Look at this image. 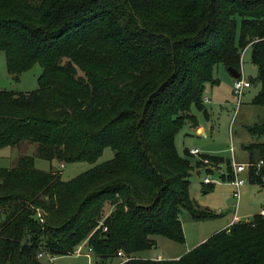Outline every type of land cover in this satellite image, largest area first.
Instances as JSON below:
<instances>
[{"label": "trees", "instance_id": "16d2710c", "mask_svg": "<svg viewBox=\"0 0 264 264\" xmlns=\"http://www.w3.org/2000/svg\"><path fill=\"white\" fill-rule=\"evenodd\" d=\"M247 47L257 70L249 81L260 85L252 105L264 112V0H0L8 73L16 82L42 69L36 91L0 92V148L27 142L38 158L61 163L113 153L68 181L37 170L29 156L0 169V264H42L39 252L71 255L84 241L101 264L118 251L130 258L123 264H264L261 215L177 260L135 257L156 246L153 236L184 244L182 210L193 220L215 217L191 199L196 165L174 139L187 122L196 125L193 107L206 114L217 66L241 77ZM248 132L249 162L263 161L248 182L264 188V117ZM207 158L224 167L222 180L233 178L231 162Z\"/></svg>", "mask_w": 264, "mask_h": 264}, {"label": "rangeland", "instance_id": "374dc122", "mask_svg": "<svg viewBox=\"0 0 264 264\" xmlns=\"http://www.w3.org/2000/svg\"><path fill=\"white\" fill-rule=\"evenodd\" d=\"M41 73V67L36 64L21 73L16 82L13 81V77L7 71L5 53L0 51V92L30 93L36 91ZM256 76L257 70L251 62V49L247 47L241 55V79L249 81L256 78ZM214 78L218 83L212 88L208 85L206 92L211 104H203L204 111L208 114L207 119L203 111L195 107L191 110L195 121L204 126L205 134L196 135L190 127L184 125L177 132L174 144L179 156L187 157L190 161H195V158L189 156L188 151L191 149L199 151L200 156L197 157V162L200 165L197 166L196 162L197 167L195 166V169H202L204 174L198 177L195 173H191L190 196L199 210L207 211L215 217L206 220H193L185 210H182L180 221L184 233V244H178L160 236H153L152 238L157 244L153 249L143 252L142 255L145 257L155 256L158 253L164 257H171L181 254L186 249L189 252L219 232L220 228L231 220L235 210L240 219L239 222H250L255 215L264 210V188L249 183L246 180L249 173L242 175L246 182L242 187L240 199L236 202L231 197L233 187L225 178L223 180L221 178V175L224 174L225 176L228 173L225 172L221 164L212 162L207 158L215 157L223 161H234L236 163L249 162V154L245 147L251 142H255V139L249 134L248 128L259 122L263 113V109L252 105V100L258 94L260 85L257 82H252L253 86L243 92L240 104L237 106V98L233 94L234 80L231 81L230 75L224 66L219 65L215 68ZM112 155V151L107 148L95 163L47 161L36 156L35 144L24 142L16 147L0 148V169H11L20 157L29 156L34 158V167L37 170L50 171L52 169L54 172L59 173L61 180L68 181L92 167L110 160ZM204 159L209 160V163L205 164ZM206 174H209V180L212 182L213 187L207 193H202L203 179ZM111 210L112 208L109 205L104 207V215L99 220V225ZM218 229L219 231H216ZM204 237L207 238L195 245ZM86 249L85 247L84 253ZM90 257L89 264H100L96 256L91 255ZM117 261L118 259H115L112 263ZM40 262L42 264H88V259L85 255H63L54 256V260L50 262L45 256ZM106 264H110V262H106Z\"/></svg>", "mask_w": 264, "mask_h": 264}, {"label": "built area", "instance_id": "2783aa9c", "mask_svg": "<svg viewBox=\"0 0 264 264\" xmlns=\"http://www.w3.org/2000/svg\"><path fill=\"white\" fill-rule=\"evenodd\" d=\"M250 87V82L246 81L244 79H241V77H238L237 79H234L233 82V94L234 96L237 98V106L240 104V98L243 95V92ZM203 104H206L209 102V100L206 97H203L202 100ZM189 154L192 156H200L199 155V151L197 149H191L189 150ZM204 163L208 164L209 160L204 159ZM263 165V161H258L256 163H236L234 161L231 162V169H232V174H233V178L231 180H229V184L233 187V191L231 192V197L233 199L236 200V202L239 201L240 199V195H241V191H242V187L245 185L246 180L248 181V177L246 178V180L242 177L243 174H248L250 172L251 169H254L256 172H258V170L260 169V167ZM209 174H206L205 178L203 179V184L205 185H209L212 184V182L209 180ZM237 206V205H236ZM44 211L40 208H36L35 209V218L36 220L43 224L44 223ZM259 215L264 216V210H261ZM0 221H1V211H0ZM240 219L236 217V215L234 216L233 222L232 224L239 222ZM245 222H249V221H245ZM231 224V225H232ZM103 231H106V228H103ZM86 249V252L84 253V248ZM71 255L74 256H80V255H85L87 257L93 255V250L91 247H89L86 244V241H84L83 243L79 244L78 246H76L74 248V250L72 251ZM47 256L48 261H53L54 260V256L51 254H46L44 252H39L36 256V258L38 260H41L43 257ZM117 259L118 261L116 263H110V264H123L126 261H128L130 258L126 257L122 251H118L117 253Z\"/></svg>", "mask_w": 264, "mask_h": 264}, {"label": "crops", "instance_id": "0c3cea01", "mask_svg": "<svg viewBox=\"0 0 264 264\" xmlns=\"http://www.w3.org/2000/svg\"><path fill=\"white\" fill-rule=\"evenodd\" d=\"M227 70V69H226ZM228 72V71H227ZM229 73V72H228ZM229 75H230V73H229ZM230 78H231V81L232 80H234V78L230 75ZM250 82V81H249ZM209 85V84H208ZM208 85H206V87H205V90H204V97H206L208 100H209V102L208 103H206L205 105H209V104H211V100L208 98V96L206 95V92H207V86ZM211 88H212V86H214V85H209ZM253 85H252V83L250 82V87L249 88H247V89H250L251 87H252ZM246 89V90H247ZM206 112V111H205ZM204 116H205V118L207 119V116H208V114H207V112H206V114H204ZM262 117V118H261ZM260 117V119L262 120L263 119V117H264V112L262 113V116ZM261 120H259V121H261ZM258 122H256V123H254V124H257ZM195 126H193V124L191 123V122H187L185 125H187L188 127H190V129L196 134V135H199V136H201V135H204L205 133V128H204V126L203 125H201V124H199V123H197V121H195ZM253 124V125H254ZM251 143H254V142H251ZM188 153H189V151H188ZM191 157H194L195 158V161H191V163L192 164H194L195 165V163L197 162V156H192L191 155ZM222 169V168H221ZM220 169V170H221ZM193 173H195V175L196 176H201V175H203L204 174V172H203V170L202 169H195L194 168V171H193ZM236 213H237V211L235 210V212H234V214H233V216H232V218H231V220L225 225V226H222L221 228H220V231L221 230H225V229H227V228H229L230 226H231V224H232V222H233V219H234V216L236 215ZM260 213V212H259ZM257 215H259V214H257ZM236 217L237 218H239L237 215H236ZM216 231H219V229L218 230H216ZM215 231V232H216ZM207 237H204L203 239H201L199 242H197L195 245H197V244H199V243H201L202 241H204L205 239H206ZM156 242V241H155ZM86 244H87V242H86ZM157 244V243H156ZM190 249V248H189ZM188 251V249H186L184 252H182L181 254H179V255H175V256H171V257H164V256H162V254H160V253H158V254H156L155 256H149V257H145V256H143L142 254H143V252H141V253H137V254H135V257H137V258H141V259H150V260H177L178 258H180L181 256H183L184 254H186V252ZM86 258L88 259V264H89V262H90V259H91V257L89 256V257H87L86 256ZM98 259V258H97ZM100 264H101V262H100Z\"/></svg>", "mask_w": 264, "mask_h": 264}, {"label": "water", "instance_id": "95a60500", "mask_svg": "<svg viewBox=\"0 0 264 264\" xmlns=\"http://www.w3.org/2000/svg\"><path fill=\"white\" fill-rule=\"evenodd\" d=\"M227 71L230 73V75L234 78V79H237L239 77V73L236 72L235 70L229 68L227 69Z\"/></svg>", "mask_w": 264, "mask_h": 264}]
</instances>
